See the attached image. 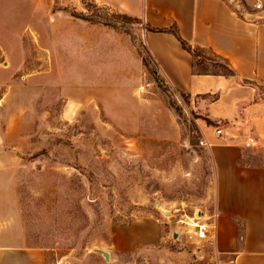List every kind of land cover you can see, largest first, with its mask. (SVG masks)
Masks as SVG:
<instances>
[{
	"label": "rangeland",
	"instance_id": "374dc122",
	"mask_svg": "<svg viewBox=\"0 0 264 264\" xmlns=\"http://www.w3.org/2000/svg\"><path fill=\"white\" fill-rule=\"evenodd\" d=\"M223 1L264 22V0ZM117 3L0 0V248L39 251L41 264H222L215 164L200 142L227 137L262 167L264 147L241 146L243 131L208 117L214 96L172 88L142 40L147 23ZM113 35L134 79H84L116 71ZM59 69L71 81L37 100L38 75Z\"/></svg>",
	"mask_w": 264,
	"mask_h": 264
},
{
	"label": "crops",
	"instance_id": "0c3cea01",
	"mask_svg": "<svg viewBox=\"0 0 264 264\" xmlns=\"http://www.w3.org/2000/svg\"><path fill=\"white\" fill-rule=\"evenodd\" d=\"M117 4L124 14L142 19L153 28H169L174 22L182 39L192 47L226 60L234 76L193 75L191 56L172 35L142 34L148 54L172 88L190 97L214 96L205 106L208 117L228 120L233 131H243L244 139L251 136L255 147H264V101L258 99L255 90L257 86L264 89V22L239 18L223 0H118ZM106 34L110 35L108 31ZM113 36L116 57L108 58L107 64L116 71L102 77L101 71L95 72L96 76L86 75L84 79H134L125 60V39ZM137 62L139 67L140 59ZM85 67L90 68L87 63ZM61 74L60 70L57 76L46 72L38 75L37 100L46 87L63 88L71 81ZM4 83L7 80L0 78V85ZM71 114L67 108L62 113ZM229 136L239 137L234 133ZM209 152L215 164L214 251L222 264H264V168L239 167L242 149L227 137L219 138ZM232 217L245 224L238 252ZM41 258L36 250L0 248V264H41Z\"/></svg>",
	"mask_w": 264,
	"mask_h": 264
},
{
	"label": "trees",
	"instance_id": "16d2710c",
	"mask_svg": "<svg viewBox=\"0 0 264 264\" xmlns=\"http://www.w3.org/2000/svg\"><path fill=\"white\" fill-rule=\"evenodd\" d=\"M122 18H126V16L124 15ZM146 26H147L145 29L146 32L166 33L172 35L176 39L181 49L187 52L192 58L191 72L193 75H214V76H223V77L234 76V71L230 68L226 60L215 55H208L204 50L198 47H192L188 42L182 39L179 33V29L174 22L171 23L169 28H165V29L153 28L149 24H147ZM142 62L144 64V60H142ZM208 66L210 67V69L208 68ZM176 91L185 94L180 90H176ZM262 100L264 101V98H262ZM238 166L249 167V168H254V167L264 168L262 166H256L244 162L242 155L241 158L238 160ZM232 222L237 230L236 250L238 252L241 248L244 239L245 224L243 221H241L236 217H232Z\"/></svg>",
	"mask_w": 264,
	"mask_h": 264
},
{
	"label": "built area",
	"instance_id": "2783aa9c",
	"mask_svg": "<svg viewBox=\"0 0 264 264\" xmlns=\"http://www.w3.org/2000/svg\"><path fill=\"white\" fill-rule=\"evenodd\" d=\"M221 132H222L221 130H217L216 134L219 136V135H221ZM200 145L201 146H208V147L211 146L210 144H207V143H204V142H200ZM255 145H256V141H255V139L253 137L247 136L245 138V141H244V147L245 148H254ZM201 229H203V227H201ZM200 236L203 237L204 236V232H201Z\"/></svg>",
	"mask_w": 264,
	"mask_h": 264
},
{
	"label": "water",
	"instance_id": "95a60500",
	"mask_svg": "<svg viewBox=\"0 0 264 264\" xmlns=\"http://www.w3.org/2000/svg\"><path fill=\"white\" fill-rule=\"evenodd\" d=\"M174 236H176V235H174ZM93 252L100 255L104 259L105 262L109 261V254L108 253L100 251V250H94Z\"/></svg>",
	"mask_w": 264,
	"mask_h": 264
},
{
	"label": "bare ground",
	"instance_id": "6f19581e",
	"mask_svg": "<svg viewBox=\"0 0 264 264\" xmlns=\"http://www.w3.org/2000/svg\"><path fill=\"white\" fill-rule=\"evenodd\" d=\"M194 226L196 227V224Z\"/></svg>",
	"mask_w": 264,
	"mask_h": 264
}]
</instances>
